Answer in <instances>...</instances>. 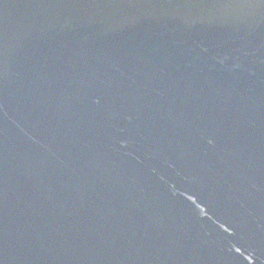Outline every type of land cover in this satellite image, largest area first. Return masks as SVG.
I'll return each mask as SVG.
<instances>
[{
	"label": "water",
	"instance_id": "95a60500",
	"mask_svg": "<svg viewBox=\"0 0 264 264\" xmlns=\"http://www.w3.org/2000/svg\"><path fill=\"white\" fill-rule=\"evenodd\" d=\"M0 264H264V0H0Z\"/></svg>",
	"mask_w": 264,
	"mask_h": 264
}]
</instances>
